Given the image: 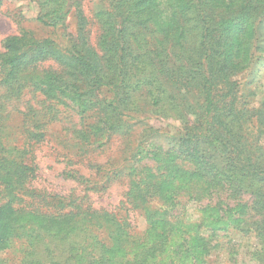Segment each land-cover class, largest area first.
<instances>
[{"label": "trees", "instance_id": "obj_1", "mask_svg": "<svg viewBox=\"0 0 264 264\" xmlns=\"http://www.w3.org/2000/svg\"><path fill=\"white\" fill-rule=\"evenodd\" d=\"M41 7L37 28L50 34L19 18L0 49V256L20 241L19 264H211L220 233L235 229L256 237L252 259L264 264V102L254 106L237 78L264 56V0H100L94 42L81 2ZM25 95L75 103L83 142L124 138L120 152L88 162L93 179L66 175L93 192L127 181L121 204L145 229L91 195L35 186L44 118L30 104V122H9ZM152 115L178 120L177 133L147 124Z\"/></svg>", "mask_w": 264, "mask_h": 264}, {"label": "rangeland", "instance_id": "obj_2", "mask_svg": "<svg viewBox=\"0 0 264 264\" xmlns=\"http://www.w3.org/2000/svg\"><path fill=\"white\" fill-rule=\"evenodd\" d=\"M43 0H2L0 6V49L3 50L5 37L20 32L17 20L21 18V24L36 31L39 35L50 34L47 30L37 28L36 17L41 12V2ZM79 1L82 5L83 14L87 17L90 39L94 42L98 36V25L95 17L96 6L100 0H69L70 4ZM73 7L71 13L66 18L68 31L75 33L78 23V16ZM237 78L246 87L247 93L250 92L254 100V106H261L264 102V56L249 71L237 75ZM17 107L12 111L11 124L23 128V111L29 112L30 104L36 106L43 116V122L47 131L46 140L33 147V154L39 165L37 179L34 180L35 186L56 190L61 194L91 195L93 206L96 208H108L121 212L128 216L130 222L138 230L146 227L145 217L135 209H129L121 204L124 192L128 188L127 181L114 182L107 191L93 192L85 184H79L76 180L66 175L67 170L77 168L86 177L93 179L95 169L88 166V162H105L115 152H120L124 148L125 140L121 136H115L105 146L99 147L97 143L81 141L82 122L79 107L70 101L60 102L56 99H46L39 103L37 98L25 95L16 102ZM30 122V119L24 123ZM145 122L160 128L162 131L176 134L180 126L178 120L167 119L152 115L146 118ZM8 118L5 121L7 125ZM84 124V122H83ZM32 126V125H31ZM137 130L140 131L142 123H137ZM160 140L163 138L159 137ZM24 139L21 138L20 144ZM264 142V139H263ZM84 144L88 150L79 151L78 146ZM186 220L195 221L199 218V204L195 201L187 202ZM217 245L212 254L208 257L211 264H254L252 252L259 246V242L252 234L244 235L238 230L221 232L217 239ZM13 247L1 253L4 260L2 264H19L20 251L23 245L20 241L12 242ZM26 243V242H24ZM19 248L17 251L16 248Z\"/></svg>", "mask_w": 264, "mask_h": 264}]
</instances>
